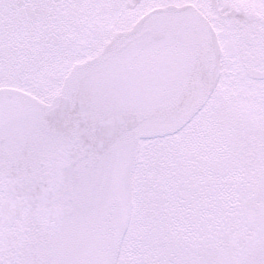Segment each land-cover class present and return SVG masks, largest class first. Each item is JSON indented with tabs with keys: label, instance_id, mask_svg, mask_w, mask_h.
I'll return each instance as SVG.
<instances>
[{
	"label": "snow or ice",
	"instance_id": "obj_1",
	"mask_svg": "<svg viewBox=\"0 0 264 264\" xmlns=\"http://www.w3.org/2000/svg\"><path fill=\"white\" fill-rule=\"evenodd\" d=\"M0 264H264V0H0Z\"/></svg>",
	"mask_w": 264,
	"mask_h": 264
}]
</instances>
